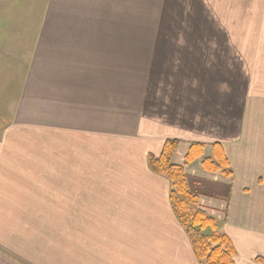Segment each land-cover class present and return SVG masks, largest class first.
Returning a JSON list of instances; mask_svg holds the SVG:
<instances>
[{"label":"crops","instance_id":"0c3cea01","mask_svg":"<svg viewBox=\"0 0 264 264\" xmlns=\"http://www.w3.org/2000/svg\"><path fill=\"white\" fill-rule=\"evenodd\" d=\"M33 1L13 20L16 0H0V199L29 187L41 170L45 187H64L65 175L57 172L68 170V153L52 146V137L95 128V152H88L95 153V259L40 249L39 258L22 263L0 255V264H201L173 212L170 182L149 169L148 156H160L168 140L179 142L176 165H184L193 144L206 147L204 158L213 145L222 147L232 179L205 172L204 158L186 174L229 192L193 191L192 182L189 189L232 242L235 264H264V100L241 99L230 112L226 98L206 93L209 49L202 44L210 41L164 36L159 29L171 12L165 0L149 7L137 0L138 9L120 0ZM138 10L139 28L154 34L132 27ZM198 66L200 74L191 77ZM103 107L110 114L94 116ZM36 125L43 127L40 138ZM101 148L117 153L99 159ZM154 180L163 182L158 195L147 192ZM111 182L122 196H146L104 199L105 190L116 188Z\"/></svg>","mask_w":264,"mask_h":264},{"label":"rangeland","instance_id":"374dc122","mask_svg":"<svg viewBox=\"0 0 264 264\" xmlns=\"http://www.w3.org/2000/svg\"><path fill=\"white\" fill-rule=\"evenodd\" d=\"M119 2L125 3L126 7L129 3L133 9L139 8L137 0ZM153 2L154 0H147V6ZM165 2L167 6L164 7H168L171 12L165 14L166 27L159 29L163 31L164 36L202 37L210 41L209 44H202V47L206 46L209 49L206 51L205 68L202 71L206 84H211L207 94L215 100L226 98L231 104L230 112H234L241 99L245 104L250 100H264V0H165ZM32 3L33 0H16L13 20L16 16L19 18L28 13ZM134 14L132 27H136L137 32L140 29V32L154 34L149 27L139 28L141 23L135 17L141 13L138 10ZM150 16L148 13L149 18ZM109 21H112L111 18ZM197 46L199 48L200 44ZM200 71L198 66L192 71L191 77L197 76ZM3 76V72L0 71V77ZM111 111L109 107L95 109L94 116L102 114L106 116ZM70 125L67 127L76 126ZM36 129L40 138L43 127L36 125ZM70 131L74 133H68L62 136V139L52 137V146L62 147L68 153V170L63 173L57 172L59 177L60 174L65 175L67 182L63 183L67 185L56 187L53 184V187H45L44 183L46 185L48 183L43 181L41 170L36 173V182L29 183V187L10 189L13 193L6 194L4 199H0V255L7 260L22 263L37 259L40 249H43L42 253L46 252L50 256L77 254L85 259L90 257L95 259V153L93 157L88 153L91 148H94L95 152V128ZM36 140V145L43 147L42 141ZM47 142L44 141L46 145ZM100 151L102 152L98 156L99 159H106L108 154L117 153L112 148H101ZM186 167L188 166H185V172ZM114 174H118V171ZM209 174L228 178L222 173ZM161 177L165 181V177ZM228 179H232V176ZM153 182L155 184L150 185L147 192L157 190L158 195L160 194L158 186L162 188L163 182L159 185L155 180ZM191 182L193 191H202L210 195L224 196L230 189L213 183H194L189 178L188 183ZM168 184L167 193L169 192L170 196L171 183ZM111 186L116 188L105 190L104 199H138L137 194L146 196V191L122 196L114 182H111ZM109 191L115 192V197L107 196ZM199 206L201 208L200 204ZM207 215L211 217L208 213ZM211 234L210 228L203 231L205 237H210Z\"/></svg>","mask_w":264,"mask_h":264},{"label":"trees","instance_id":"16d2710c","mask_svg":"<svg viewBox=\"0 0 264 264\" xmlns=\"http://www.w3.org/2000/svg\"><path fill=\"white\" fill-rule=\"evenodd\" d=\"M178 147V141L168 140L159 157L148 156L149 168L170 181L169 199L173 212L185 230L197 260L201 264H235L236 251L232 242L217 231L216 221L200 208L198 196L189 189L185 166L202 159L206 147L202 144L191 145L184 165H176L174 156ZM211 149L212 156L203 161L204 170L208 173H222L230 178L233 173L222 147L215 144ZM208 228L212 230V234L205 237L203 231Z\"/></svg>","mask_w":264,"mask_h":264}]
</instances>
